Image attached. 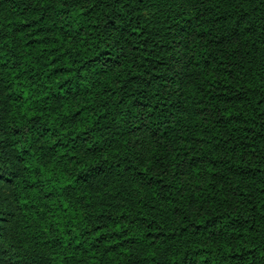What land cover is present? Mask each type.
<instances>
[{"label": "trees", "instance_id": "trees-1", "mask_svg": "<svg viewBox=\"0 0 264 264\" xmlns=\"http://www.w3.org/2000/svg\"><path fill=\"white\" fill-rule=\"evenodd\" d=\"M0 264H264V0H0Z\"/></svg>", "mask_w": 264, "mask_h": 264}]
</instances>
